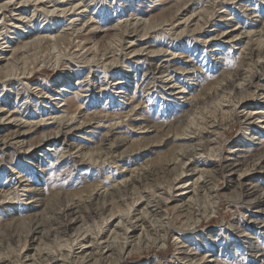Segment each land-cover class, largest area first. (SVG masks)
I'll use <instances>...</instances> for the list:
<instances>
[{
    "label": "rangeland",
    "instance_id": "rangeland-1",
    "mask_svg": "<svg viewBox=\"0 0 264 264\" xmlns=\"http://www.w3.org/2000/svg\"><path fill=\"white\" fill-rule=\"evenodd\" d=\"M0 264H264V0H0Z\"/></svg>",
    "mask_w": 264,
    "mask_h": 264
},
{
    "label": "bare ground",
    "instance_id": "bare-ground-1",
    "mask_svg": "<svg viewBox=\"0 0 264 264\" xmlns=\"http://www.w3.org/2000/svg\"><path fill=\"white\" fill-rule=\"evenodd\" d=\"M37 9H38V8H37ZM39 9H40V8H39ZM121 51H122V50H121ZM116 62H118V61H116ZM220 114H221V113H220ZM225 115H226V114H225ZM63 120H64V119H63ZM245 132H246V131H245ZM221 152H222V149L219 148V153L221 154ZM219 153H218V154H219ZM64 154H65V153H64ZM196 196H197V195H196ZM9 197H10V196H9ZM192 197H193V196H192ZM193 200H194V198H193ZM147 210H148V209H147ZM130 214H131V213H130ZM141 218H142V217H141ZM133 223H134V222H132L130 225L127 224V226L129 225L128 227H131V225H132ZM136 223H137V222H136ZM122 224H123V223H122ZM125 224H126V223H125ZM134 225H136V224H134ZM137 225H138V224H137ZM142 225H143V224H142ZM142 225H141V226H142ZM123 226H124V224H123ZM125 226H126V225H125ZM132 226H133V225H132ZM138 226H139V225H138ZM146 226H147V225H146ZM133 227H135V226H133ZM137 228H138V227H137ZM137 228H136V229H137ZM131 229H132V228H131ZM122 231H123V230H122ZM142 231H143V230H142ZM144 233H145V232H144ZM131 235H132V234H131ZM138 238H139V237H138ZM127 239H128V238H127ZM114 243H115V242H114ZM125 246H126V245H125ZM111 253H112V252H111ZM120 263H121V262H120Z\"/></svg>",
    "mask_w": 264,
    "mask_h": 264
}]
</instances>
